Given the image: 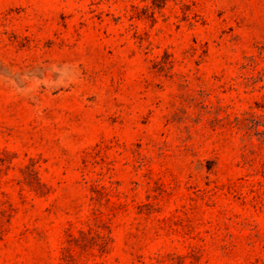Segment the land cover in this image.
<instances>
[{
  "label": "rangeland",
  "instance_id": "374dc122",
  "mask_svg": "<svg viewBox=\"0 0 264 264\" xmlns=\"http://www.w3.org/2000/svg\"><path fill=\"white\" fill-rule=\"evenodd\" d=\"M0 264H264V0H0Z\"/></svg>",
  "mask_w": 264,
  "mask_h": 264
}]
</instances>
